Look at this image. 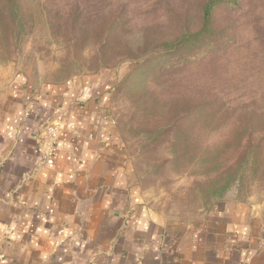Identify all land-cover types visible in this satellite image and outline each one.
<instances>
[{"label": "rangeland", "instance_id": "374dc122", "mask_svg": "<svg viewBox=\"0 0 264 264\" xmlns=\"http://www.w3.org/2000/svg\"><path fill=\"white\" fill-rule=\"evenodd\" d=\"M206 1L0 2V83L101 93L129 186L166 223L264 202V0L219 6L206 36L183 38Z\"/></svg>", "mask_w": 264, "mask_h": 264}, {"label": "crops", "instance_id": "0c3cea01", "mask_svg": "<svg viewBox=\"0 0 264 264\" xmlns=\"http://www.w3.org/2000/svg\"><path fill=\"white\" fill-rule=\"evenodd\" d=\"M96 94L79 80L0 83V264H264V202L181 223L141 203ZM47 122L59 135L43 159Z\"/></svg>", "mask_w": 264, "mask_h": 264}, {"label": "trees", "instance_id": "16d2710c", "mask_svg": "<svg viewBox=\"0 0 264 264\" xmlns=\"http://www.w3.org/2000/svg\"><path fill=\"white\" fill-rule=\"evenodd\" d=\"M3 4H9L16 5L17 0H0ZM238 0H208L203 4L202 7V16H203V23L201 29L194 33H186L182 37L183 38H190V39H199L206 36L208 33V29L210 28L213 20V12L214 10L219 6H226L228 8H236L238 6ZM14 14V13H13ZM7 15H12V13H7L5 11L0 10V21L1 22H7L9 21V18ZM18 15V14H14ZM230 41H228L229 43ZM203 105V104H202ZM200 105L198 108L202 109L204 106ZM209 106V105H208Z\"/></svg>", "mask_w": 264, "mask_h": 264}, {"label": "built area", "instance_id": "2783aa9c", "mask_svg": "<svg viewBox=\"0 0 264 264\" xmlns=\"http://www.w3.org/2000/svg\"><path fill=\"white\" fill-rule=\"evenodd\" d=\"M59 127L55 122H47L38 137L39 146L43 159H48L54 155L55 143L58 139Z\"/></svg>", "mask_w": 264, "mask_h": 264}]
</instances>
